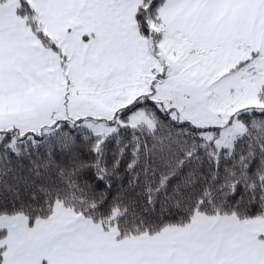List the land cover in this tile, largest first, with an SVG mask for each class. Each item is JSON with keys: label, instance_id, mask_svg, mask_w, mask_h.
<instances>
[{"label": "snow or ice", "instance_id": "obj_1", "mask_svg": "<svg viewBox=\"0 0 264 264\" xmlns=\"http://www.w3.org/2000/svg\"><path fill=\"white\" fill-rule=\"evenodd\" d=\"M0 264H264V0H0Z\"/></svg>", "mask_w": 264, "mask_h": 264}]
</instances>
